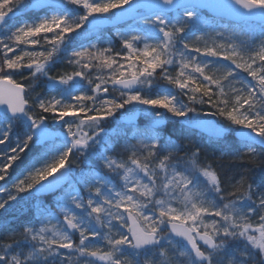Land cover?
<instances>
[{"label":"snow or ice","instance_id":"snow-or-ice-1","mask_svg":"<svg viewBox=\"0 0 264 264\" xmlns=\"http://www.w3.org/2000/svg\"><path fill=\"white\" fill-rule=\"evenodd\" d=\"M230 6L239 20L214 27L202 0H0V210L59 192L0 241V264H264V187L161 131L212 123L240 158L264 152V0ZM137 114L117 154L105 125Z\"/></svg>","mask_w":264,"mask_h":264},{"label":"trees","instance_id":"trees-1","mask_svg":"<svg viewBox=\"0 0 264 264\" xmlns=\"http://www.w3.org/2000/svg\"><path fill=\"white\" fill-rule=\"evenodd\" d=\"M201 21L207 22L209 25H212L214 27L220 23L219 21L210 19L205 14H201ZM224 24L228 25L227 23ZM252 26L256 27L257 32L259 31V28L256 25ZM125 27H127V25L121 26V28ZM102 39L105 41L113 40L114 36L112 34V31L103 30ZM116 47H119L118 41H116ZM71 70L72 69L65 63H61L53 68L52 74L56 75L64 71ZM16 79L20 80V77L17 76ZM36 92L41 93L42 89L38 87L36 89ZM112 94L118 96V92H113ZM181 99L184 100V102H187L186 97H181ZM195 107L200 110L201 113L214 111V109L210 108L207 104H197L195 105ZM205 117L213 120L217 119L216 117L203 115H201L200 119H204ZM105 127L109 130V132H118V129L121 128L120 133H118L117 139H114L113 137L111 138L112 142L117 145V150H120V147L125 144V142L122 141L123 139L120 140V135H124L126 137L131 132V130L126 127L125 123H123L122 116L117 115L116 119L111 120L105 125ZM161 131L163 135H172L174 139L179 140L181 143H188L201 148L203 150L202 159H204V157L206 156L207 159L211 161L213 167L221 176L222 180L226 181L228 178L238 179L241 175H243L247 177L249 179V182L253 183L254 186L264 187V152H261V154L255 161H251L247 157L240 158L237 155L236 143L231 136H229L227 140L222 144H217L215 143V141L206 139L190 129L181 130L180 126L176 124H166L162 127ZM22 155L24 159L22 161L14 162V166L10 169L12 179L7 181L9 186H11L13 182H15V178L24 167V164L32 156V152H27L26 154ZM71 159L74 161L72 165L73 167H76L77 165H79L80 167H86L83 157H80L79 154L72 156ZM93 163L98 164V162L95 160H93ZM20 178H23V176H21ZM2 183L4 182H0V184ZM3 198H5V196ZM42 201L45 204L49 203L50 198L44 199ZM36 202L37 200L29 201L26 195L25 199L10 204L6 210H0V229H2L0 230V241L5 240L9 232L11 231L19 232L26 221L32 220L34 214L38 215L40 207H35L33 205Z\"/></svg>","mask_w":264,"mask_h":264},{"label":"water","instance_id":"water-1","mask_svg":"<svg viewBox=\"0 0 264 264\" xmlns=\"http://www.w3.org/2000/svg\"><path fill=\"white\" fill-rule=\"evenodd\" d=\"M202 3L204 4L203 11L205 14H207L209 17L216 19V20H223L227 23H235L237 20H239L238 12L234 7H231V0H202ZM242 11V10H240ZM127 18L125 17L123 20H121V24L125 23V20ZM252 24H256L255 21H253ZM110 28V24H105L102 26V29ZM139 114L136 116H124L123 120L126 122H134L136 123L138 121ZM206 121H214L212 119H204ZM192 130L202 134L203 136L217 139L215 136V130L212 125V123L203 124L199 127L192 128ZM236 140V138L234 137ZM52 193H43L41 194L40 198H47L52 196Z\"/></svg>","mask_w":264,"mask_h":264},{"label":"rangeland","instance_id":"rangeland-1","mask_svg":"<svg viewBox=\"0 0 264 264\" xmlns=\"http://www.w3.org/2000/svg\"><path fill=\"white\" fill-rule=\"evenodd\" d=\"M126 28V27H125ZM206 31H207V29H205ZM173 75H175V70H173ZM206 119H209L208 117H205ZM147 124V121L145 120V118L142 116V115H140V117H139V120H138V123L137 124H133V123H129V124H125L126 125V127L127 128H129L130 130H131V132H130V134H128L126 137L124 136V135H120V140H122L123 142H128L129 144H132V143H135V141L134 140H132L131 139V137L133 136V135H135V128L137 127V126H139L141 129H143L144 128V126ZM119 131L117 132H114V131H111V132H109V135H110V137L112 138H116L117 139V137H118V133H120V130H121V128L120 129H118ZM241 151H243V149L241 150ZM120 153V150H117V154H119ZM124 156H125V158H126V154H124ZM14 191V190H13ZM22 196H24V199H25V197H26V194H21ZM55 195H59V192H57ZM5 199H6V196H5ZM54 199V196H52L51 198H50V201H52ZM13 203H16V202H10V204H13ZM41 203H43V201L41 200H39V199H37V202L36 203H34L33 205L35 206V207H40V205H41ZM9 204V205H10ZM150 255V254H149ZM143 260H144V257H141V264H143Z\"/></svg>","mask_w":264,"mask_h":264},{"label":"bare ground","instance_id":"bare-ground-1","mask_svg":"<svg viewBox=\"0 0 264 264\" xmlns=\"http://www.w3.org/2000/svg\"><path fill=\"white\" fill-rule=\"evenodd\" d=\"M210 119V118H209ZM213 120V119H212ZM190 130H192V129H190ZM193 132H195V133H197V134H199V135H201V136H203L202 134H200V133H198V132H196V131H194V130H192ZM204 138H206V139H209V140H213V141H216L217 139H213V138H209V137H206V136H203ZM232 137V139L234 140V136H231ZM44 198H40V200H43ZM47 199H49V198H47Z\"/></svg>","mask_w":264,"mask_h":264}]
</instances>
